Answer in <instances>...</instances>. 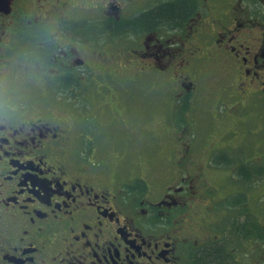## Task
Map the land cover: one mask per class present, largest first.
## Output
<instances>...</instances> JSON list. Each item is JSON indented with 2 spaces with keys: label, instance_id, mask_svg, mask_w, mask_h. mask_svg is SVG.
Returning a JSON list of instances; mask_svg holds the SVG:
<instances>
[{
  "label": "flooded vegetation",
  "instance_id": "flooded-vegetation-1",
  "mask_svg": "<svg viewBox=\"0 0 264 264\" xmlns=\"http://www.w3.org/2000/svg\"><path fill=\"white\" fill-rule=\"evenodd\" d=\"M169 8L182 13L179 21L158 20ZM214 56L228 60L242 90L264 97V0H0V264H214L207 259L218 254V264H238L230 244L264 240L262 224L238 218L229 244L172 230L202 183L195 188L193 179L178 177L155 198L144 180L103 183L76 163L85 138L71 140L58 117L63 109L84 120L72 110L80 93L88 96V83L100 93L92 86L93 60L114 81L117 71L133 80L198 74L200 62ZM197 92L179 79L168 95L190 101ZM109 99L132 112L118 90ZM195 148L179 143L178 154L186 159ZM254 175L264 186L263 172Z\"/></svg>",
  "mask_w": 264,
  "mask_h": 264
},
{
  "label": "rangeland",
  "instance_id": "rangeland-1",
  "mask_svg": "<svg viewBox=\"0 0 264 264\" xmlns=\"http://www.w3.org/2000/svg\"><path fill=\"white\" fill-rule=\"evenodd\" d=\"M224 8H220V13ZM91 26L94 24L84 28L87 36L86 30ZM98 27L104 30L102 24ZM110 57L113 65L120 68L118 57L114 54ZM227 62L223 56H214L200 62L198 74L178 78L139 76L133 80L132 76L121 77L122 73L117 71L115 80L109 81L103 76L104 65H96L93 60L92 67L97 71L92 76V86L100 93L88 89V83L85 87L88 96L80 93L72 110L84 120H73L67 110H57L69 138L74 140L79 135L85 138L78 141L76 163L89 165L93 169L90 176L101 182L126 184L144 180L151 191L149 198L165 187L174 186L178 177L186 179L185 182L193 179L195 188L202 183L198 196L188 194L187 211L174 216L175 220L184 216V222L172 228L178 233H188L200 243H212L216 236L232 243L233 222L238 224L237 218L258 221V225L264 226V186L258 184L261 180L246 182L239 176L244 167L252 175L255 170L264 174V97L250 95L248 87L242 90ZM179 79L186 86H197L198 92L190 101L169 100L168 92L171 97L175 95ZM118 80L122 86L119 89L115 85ZM108 85L113 87L111 92L105 89ZM117 90L124 97L123 106L132 111L130 114L116 100L109 99ZM37 100V104L29 100V110L39 106L42 99ZM178 136L182 137L179 141ZM184 142L196 146L186 159L178 154V145ZM229 158L230 163H220ZM252 182L257 189L247 188V183ZM184 186L190 188L189 184ZM241 197L242 202L246 199L243 203H239ZM196 201L203 206L194 208ZM232 203L238 205L234 208ZM230 245L233 248L230 254L238 264H264L263 239L251 236Z\"/></svg>",
  "mask_w": 264,
  "mask_h": 264
},
{
  "label": "trees",
  "instance_id": "trees-1",
  "mask_svg": "<svg viewBox=\"0 0 264 264\" xmlns=\"http://www.w3.org/2000/svg\"><path fill=\"white\" fill-rule=\"evenodd\" d=\"M170 8L168 9V12L166 14V16L164 15L162 18L158 19L161 21H179L180 20V16L182 15V13L180 14L179 11H172L169 12ZM180 15V16H179ZM248 167H251L250 165ZM239 176L243 181H248V180H252V181H257V180H262V178L260 176H257L254 179L255 175H252L248 170L247 167H244L240 172H239ZM219 254L218 255H214V256H209V258L207 260H209L210 262L214 263V264H218L219 262ZM198 263L202 264L201 259L198 258Z\"/></svg>",
  "mask_w": 264,
  "mask_h": 264
}]
</instances>
